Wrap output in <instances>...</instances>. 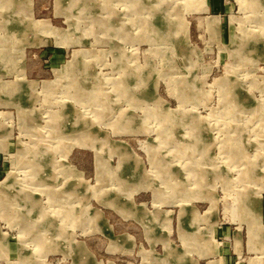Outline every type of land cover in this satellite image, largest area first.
<instances>
[{
	"label": "rangeland",
	"instance_id": "374dc122",
	"mask_svg": "<svg viewBox=\"0 0 264 264\" xmlns=\"http://www.w3.org/2000/svg\"><path fill=\"white\" fill-rule=\"evenodd\" d=\"M0 264H264V0H0Z\"/></svg>",
	"mask_w": 264,
	"mask_h": 264
},
{
	"label": "bare ground",
	"instance_id": "6f19581e",
	"mask_svg": "<svg viewBox=\"0 0 264 264\" xmlns=\"http://www.w3.org/2000/svg\"><path fill=\"white\" fill-rule=\"evenodd\" d=\"M253 8V7H252ZM107 26V25H106ZM111 32V31H110ZM258 112V111H257Z\"/></svg>",
	"mask_w": 264,
	"mask_h": 264
}]
</instances>
